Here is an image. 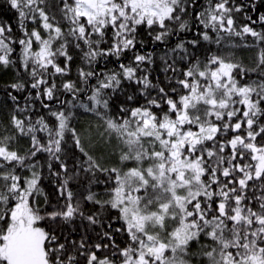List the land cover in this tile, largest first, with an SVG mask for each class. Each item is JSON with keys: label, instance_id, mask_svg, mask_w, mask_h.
I'll return each mask as SVG.
<instances>
[{"label": "snow or ice", "instance_id": "6c2138e0", "mask_svg": "<svg viewBox=\"0 0 264 264\" xmlns=\"http://www.w3.org/2000/svg\"><path fill=\"white\" fill-rule=\"evenodd\" d=\"M8 3L21 36L0 24V67L18 65L28 79L8 87L28 94L21 106L7 93L0 124V264H264V13L246 14L254 0ZM149 40L164 47L146 51ZM202 43L215 50L201 54ZM236 49L254 55L246 63ZM77 57L76 79L57 84ZM157 60L165 83L150 79ZM125 82L136 91L114 112ZM137 94L144 103L131 107ZM36 101L47 116L33 120Z\"/></svg>", "mask_w": 264, "mask_h": 264}, {"label": "trees", "instance_id": "16d2710c", "mask_svg": "<svg viewBox=\"0 0 264 264\" xmlns=\"http://www.w3.org/2000/svg\"><path fill=\"white\" fill-rule=\"evenodd\" d=\"M239 2V0H238ZM254 3L256 4V9L251 10L249 9L248 12L246 13L247 15H251L253 19H255L259 14L264 13V0H254ZM245 14H239L237 19L238 23L243 22V17ZM0 24L4 25H10L13 29V35L16 38H20L21 36V30L18 27V14L16 10L12 9L8 3V0H0ZM32 24L29 21L28 22V30H31ZM142 34L146 35L144 33V30L141 29ZM184 38L186 39H192L193 38V32H188L186 34H182ZM251 37H248V40L251 41ZM176 43V38H173L169 42V46H172ZM15 48L14 53L12 54V59L14 61L18 60L19 54H20V46L18 44L13 45ZM164 46L160 44L152 45L151 41L149 40L148 45L146 47V51L148 49H162ZM205 47H211L213 50H215V45L208 46L206 44L201 45L200 52L201 54L203 53V50ZM237 54L240 56L241 59H243L246 63L248 60V57L251 55H254L253 50L249 49H236ZM132 54L131 53H126L124 62L127 63L129 59H131ZM61 64L63 63V60L61 59ZM80 64L79 58L73 62L72 65V71L67 77H58L56 82L57 84H60L63 79H76V67ZM109 67H113L111 63L108 65ZM161 68V63L159 60H157V63L153 66L152 71H151V76L150 79H152L154 82L157 77H159V80L161 83H165V74L160 71ZM19 73V76L17 75ZM22 78V79H28L27 74L23 72L22 69H20L17 66L9 67V68H2L0 67V124L6 123L7 119L9 118L12 108H13V102L11 99L8 97L7 93L12 92L13 95L18 96L19 98V103L21 106L24 105V97L28 94V90L24 92H16L13 91L11 88L8 87L11 83L15 82L17 79ZM92 84H95V80L91 81ZM125 89L126 92H121V93H116L115 97L113 99V111L116 112L119 109V105L121 103H124L126 100V95L127 94H132L136 91L135 85L129 86L127 82H125ZM32 95L35 96L36 92L35 90H31ZM154 94V93H153ZM69 98L67 94H64L61 96V99ZM82 99L84 98L83 96L81 97ZM46 103H51L53 106H55L56 102L55 101H45ZM144 103L143 97H140L137 94V97L135 101L129 102V105L131 107L138 106L139 104ZM166 107V106H165ZM33 120L39 116V115H45L47 116V110L43 109L40 106V102L36 101L35 102V107L31 113ZM79 121L80 125H87L88 121L91 119L90 114H86L83 112V110L80 111L78 117L76 118ZM21 144H26V141H21ZM131 166V164H129ZM43 185L45 187V190L51 193L53 191L50 181L44 180ZM100 190H102L103 186H98ZM73 188H75V185H73ZM53 201L55 202V198L53 197ZM51 210V209H49ZM115 214V213H113ZM119 226V225H114ZM124 240H127V235L125 234L123 238H120L119 236L117 237V242L121 244V246H124Z\"/></svg>", "mask_w": 264, "mask_h": 264}]
</instances>
